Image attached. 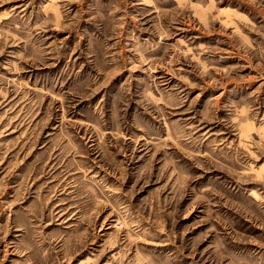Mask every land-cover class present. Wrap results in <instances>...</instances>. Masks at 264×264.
Wrapping results in <instances>:
<instances>
[{
    "label": "rangeland",
    "instance_id": "1",
    "mask_svg": "<svg viewBox=\"0 0 264 264\" xmlns=\"http://www.w3.org/2000/svg\"><path fill=\"white\" fill-rule=\"evenodd\" d=\"M0 264H264V0H0Z\"/></svg>",
    "mask_w": 264,
    "mask_h": 264
}]
</instances>
